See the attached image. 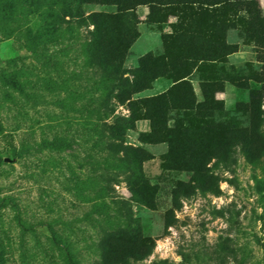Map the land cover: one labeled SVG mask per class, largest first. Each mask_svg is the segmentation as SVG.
<instances>
[{"label": "rangeland", "instance_id": "374dc122", "mask_svg": "<svg viewBox=\"0 0 264 264\" xmlns=\"http://www.w3.org/2000/svg\"><path fill=\"white\" fill-rule=\"evenodd\" d=\"M115 10L82 3L85 15ZM148 11L134 9L129 84L140 56L166 62L162 34L176 16L150 24ZM93 32L55 0H0V264H264V49L246 24L226 33L235 51L193 68L192 95L179 92L221 101L210 135H180L195 111L177 106L160 134L148 119L124 123L131 88L120 92L91 57ZM172 84L158 77L132 98ZM253 98L258 136L234 138Z\"/></svg>", "mask_w": 264, "mask_h": 264}, {"label": "trees", "instance_id": "16d2710c", "mask_svg": "<svg viewBox=\"0 0 264 264\" xmlns=\"http://www.w3.org/2000/svg\"><path fill=\"white\" fill-rule=\"evenodd\" d=\"M88 1L115 5L116 10L92 11L85 15L82 3ZM55 2L60 3L61 12L69 19L86 17L91 21L94 30L91 57L118 79L120 92L125 88H131V94L125 99L129 100L132 116L123 119L124 123H129V127H132L135 121L148 119L152 134H160L166 130V121L170 119L167 112L176 106L183 111L191 109L195 111L188 128L183 127L179 121L180 135L188 136L192 129L200 132L199 134L208 130L210 135L211 128L221 125V122L213 120L214 111L222 109L221 101L214 95L204 94L203 100L193 98L184 102V99L179 97V92L187 88L192 95L188 76L199 62L215 60L235 51L232 45L226 42V33L235 27L236 22L246 24L255 45L264 49V16L258 9L257 0H55ZM140 3L149 5L146 15L148 23H166L171 10L174 11L176 21L171 23L170 31L162 34L166 62L156 64L150 53L140 56L129 84L121 79L123 72L121 68L129 47L139 34L135 27L137 21L134 9ZM158 77L172 79L173 84L157 95L132 98V94L151 88L152 81ZM151 103L155 104V110L151 109ZM246 106L250 126L234 129L230 134L234 138L243 140L252 138L255 141L259 123L258 99H251ZM141 107L144 108L143 113L139 112Z\"/></svg>", "mask_w": 264, "mask_h": 264}]
</instances>
